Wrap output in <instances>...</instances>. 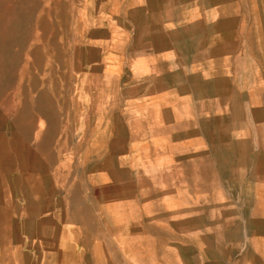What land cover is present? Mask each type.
<instances>
[{"label":"rangeland","instance_id":"374dc122","mask_svg":"<svg viewBox=\"0 0 264 264\" xmlns=\"http://www.w3.org/2000/svg\"><path fill=\"white\" fill-rule=\"evenodd\" d=\"M0 264H264V0H0Z\"/></svg>","mask_w":264,"mask_h":264}]
</instances>
